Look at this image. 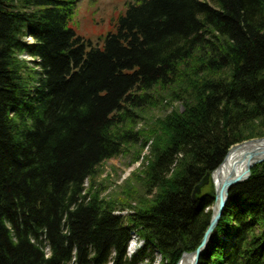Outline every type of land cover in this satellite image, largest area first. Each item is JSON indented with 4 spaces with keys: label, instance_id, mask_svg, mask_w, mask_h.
Masks as SVG:
<instances>
[{
    "label": "trees",
    "instance_id": "trees-1",
    "mask_svg": "<svg viewBox=\"0 0 264 264\" xmlns=\"http://www.w3.org/2000/svg\"><path fill=\"white\" fill-rule=\"evenodd\" d=\"M81 1L0 0V264H178L215 205L195 188L264 137V0H134L103 47ZM150 141L138 188L102 197L103 163ZM223 214L200 264H264V163Z\"/></svg>",
    "mask_w": 264,
    "mask_h": 264
},
{
    "label": "rangeland",
    "instance_id": "rangeland-1",
    "mask_svg": "<svg viewBox=\"0 0 264 264\" xmlns=\"http://www.w3.org/2000/svg\"><path fill=\"white\" fill-rule=\"evenodd\" d=\"M133 2L134 0H82L78 5L79 8L75 24H77L78 29H80L81 34L85 36V38L87 37L89 40L93 41L94 46L99 45L103 47L105 43L104 37L113 29L116 18L119 17V14L126 12L130 3ZM25 41L30 43L33 40L26 39ZM24 58L30 60L28 57ZM179 106L180 103H174V107ZM172 109L173 108H170V106L164 105L149 111L150 114L146 115V120L142 121L138 128H144L146 123L151 121L152 117L157 119V117L168 116V114L172 112ZM144 130L148 132L147 128ZM152 146V142H148L143 149L144 151L141 152V146L137 145L134 149L130 148L131 150L124 155L103 163L98 170L100 175L94 180L95 187L107 188L103 195L101 194L102 197L114 196L115 198L117 196L120 197L122 193L121 196L125 197V194H127V192L129 193L131 188L133 190L138 188L139 184L136 181L137 176L141 172V167L144 164L143 160H147L151 157ZM138 153L142 154L141 157H138ZM89 185L90 183L86 184L87 187H90ZM133 241L136 240L134 239ZM152 262V264H161V257L155 254Z\"/></svg>",
    "mask_w": 264,
    "mask_h": 264
},
{
    "label": "water",
    "instance_id": "water-1",
    "mask_svg": "<svg viewBox=\"0 0 264 264\" xmlns=\"http://www.w3.org/2000/svg\"><path fill=\"white\" fill-rule=\"evenodd\" d=\"M259 143H264V138L252 139V140H248L243 143H238L226 153L225 160L223 161V163L226 161L227 157L232 152H237V151H242V150L251 151V152H247L248 153L247 157H249V161L247 163L248 173L247 174L243 173L238 176H231V177H228L227 179H222L220 183L218 182V186L216 183L214 184L216 197H215V202H214L215 205L211 211L212 217L209 223V228L206 234L204 235V239L202 243L200 244V246L193 253H185L180 259L181 263L186 257H189L190 259L193 260L192 264H199L201 257L208 250V245L211 242L212 236L216 233V230L219 226L218 224L220 223L224 215L223 213L228 205V200H229V195L231 193V190L234 187L239 186V184L249 181L253 167L260 165L261 163H264V149L257 151L259 148L257 147L253 148L254 144L259 145ZM257 156H258V159L254 163L256 165L252 166L253 164L251 163ZM223 163H221L217 168H215V171L212 174H207L205 178L202 180V182L195 188L194 198L202 195L203 190L205 189V187L210 185L211 181L215 182L213 180V177L214 175H216L218 171L221 170Z\"/></svg>",
    "mask_w": 264,
    "mask_h": 264
},
{
    "label": "bare ground",
    "instance_id": "bare-ground-1",
    "mask_svg": "<svg viewBox=\"0 0 264 264\" xmlns=\"http://www.w3.org/2000/svg\"><path fill=\"white\" fill-rule=\"evenodd\" d=\"M26 39H29V38H26ZM30 39H32V38H30ZM254 147L259 148L257 151H260V150L264 149V143H259V145L254 144L253 148ZM247 152H251V151L242 150V151L232 152L227 157L226 161L224 163L222 162L223 164H222L221 170L218 171L216 173V175H214V177H213V180L215 181V182L212 181L214 192H215L214 184L216 183L218 186V182L220 183V181L222 179H227L228 177H231V176H238V175L243 174V173H246V174L248 173L247 163L249 161V157H247V154H248ZM257 159H258V156L251 163V164H253L252 166L256 165L254 163L257 161ZM215 194H216V192H215ZM200 262H201V260H200ZM200 262H199V264H200ZM192 263H193V260L190 259L189 257H186L182 263L180 262V260L178 262V264H192Z\"/></svg>",
    "mask_w": 264,
    "mask_h": 264
}]
</instances>
